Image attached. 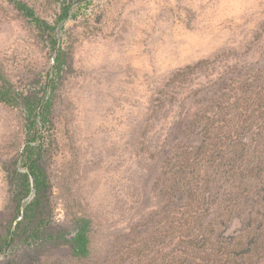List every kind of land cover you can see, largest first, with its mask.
<instances>
[{"label":"rangeland","instance_id":"1","mask_svg":"<svg viewBox=\"0 0 264 264\" xmlns=\"http://www.w3.org/2000/svg\"><path fill=\"white\" fill-rule=\"evenodd\" d=\"M15 1L0 0V76L11 100L0 102V233L19 219L12 171H25L18 162L28 130L25 98L37 105L54 73L48 31L29 23ZM17 1L56 27L64 52L39 127L50 225L71 231L74 219L86 217L92 261L146 264V216L162 209L150 191L162 149L208 96L197 94L202 85L263 63L264 0H90L77 13L74 0L60 24L59 0ZM201 60L208 67L198 75L170 82ZM14 253L6 249L0 264ZM251 262L264 264V255Z\"/></svg>","mask_w":264,"mask_h":264},{"label":"trees","instance_id":"2","mask_svg":"<svg viewBox=\"0 0 264 264\" xmlns=\"http://www.w3.org/2000/svg\"><path fill=\"white\" fill-rule=\"evenodd\" d=\"M59 1L58 24L71 17L74 4V0ZM76 1L74 13L90 0ZM14 3L36 29L48 31L55 51L54 73L37 105L25 98L28 130L18 159L25 171H12L16 176L13 218L19 219L12 229L9 224L0 233V254L6 249L15 252L6 264H60L63 258H68V264H97L92 261L88 218L74 219L71 231L50 225V184L39 163V127L47 122L48 92L53 90L64 52L58 48L56 27L26 3ZM256 65L253 70L247 68L251 71L245 76L238 71L236 76L202 85L197 94L208 96L201 102L196 98L198 109L172 132V144L162 149L164 158L154 178L159 175L150 186L162 209H150L146 216V264H252L251 259L264 255V61ZM206 67L207 62L201 60L178 69L170 82L198 75ZM0 81V102L10 104L1 76ZM32 190L34 196L25 205L23 200ZM234 224L228 240H222V233ZM52 252L55 256L50 261ZM107 260L101 263L111 264Z\"/></svg>","mask_w":264,"mask_h":264}]
</instances>
